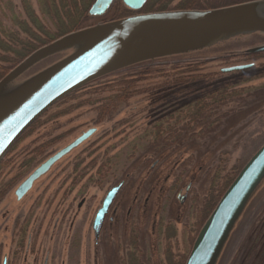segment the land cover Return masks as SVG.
I'll list each match as a JSON object with an SVG mask.
<instances>
[{"label": "rangeland", "instance_id": "obj_1", "mask_svg": "<svg viewBox=\"0 0 264 264\" xmlns=\"http://www.w3.org/2000/svg\"><path fill=\"white\" fill-rule=\"evenodd\" d=\"M93 1L0 0V81L32 53L90 27L141 14L264 2L150 0L139 13L112 17L115 1L107 16L90 19ZM263 45L264 34L236 36L101 77L55 103L0 162V264H185L225 191L264 146V53L246 54ZM78 49L32 65L0 88V102ZM249 63L256 65L246 72H221ZM212 94H220L213 108L206 103L217 100ZM197 99L205 113L193 106ZM89 129L92 137L17 200V187L39 165ZM121 183L95 236V214ZM263 216L264 177L214 264H243L250 229Z\"/></svg>", "mask_w": 264, "mask_h": 264}, {"label": "water", "instance_id": "obj_2", "mask_svg": "<svg viewBox=\"0 0 264 264\" xmlns=\"http://www.w3.org/2000/svg\"><path fill=\"white\" fill-rule=\"evenodd\" d=\"M139 12L147 0H121ZM111 0H96L89 16H100ZM264 34V2L208 11L141 14L81 30L32 53L1 81L4 87L40 60L67 48L77 52L28 83L18 96L0 102V162L42 114L55 103L101 77L134 65L202 49L236 36ZM264 52V46L250 53ZM246 67L227 69L241 70ZM95 132L90 129L37 167L16 189L20 200L33 183ZM264 177V146L247 162L199 230L185 264H214L251 192ZM122 183L111 188L97 210L91 229L98 235Z\"/></svg>", "mask_w": 264, "mask_h": 264}, {"label": "trees", "instance_id": "obj_3", "mask_svg": "<svg viewBox=\"0 0 264 264\" xmlns=\"http://www.w3.org/2000/svg\"><path fill=\"white\" fill-rule=\"evenodd\" d=\"M199 5H200V3H197V4H195L196 7H193V8L199 9L200 8ZM192 10H195V9H192ZM0 64H1L0 65V68H1L2 62H0ZM2 68H6V67H2ZM1 74H2V69H0V75ZM114 74H116V73H114ZM111 75H113V74H111ZM111 75H108V76H111ZM90 84H93V83H90ZM212 95L214 96V98H217V100L216 99H208V101H206V103H209V106H212V108H213V106L218 102V100H219L218 97L220 96V94H212ZM199 102H200V100L197 99L193 106L197 109L199 107L200 108L202 107L200 110L204 109L205 106L204 105L202 106ZM202 111L205 113L204 110H202ZM169 126H171V125H169ZM110 165H111V158H110V162H109V166ZM250 230H251V234H252L251 244L248 247L250 250H249L247 256L245 257V261L243 262V264H264V216L261 217L260 221L258 220L257 224H254Z\"/></svg>", "mask_w": 264, "mask_h": 264}, {"label": "flooded vegetation", "instance_id": "obj_4", "mask_svg": "<svg viewBox=\"0 0 264 264\" xmlns=\"http://www.w3.org/2000/svg\"><path fill=\"white\" fill-rule=\"evenodd\" d=\"M95 1H96V0H94V1L92 2V4H91V5L88 7V9H87V16H88V18H90V19H102V18H104L105 16H107L108 13L111 12L110 10H111L112 8H114L113 5H114L115 1H116V3L119 2V4L116 5V9H113L114 12H113V16H112V17L116 16L117 14H121V15H119V16L122 17V15L125 14V13H129V14L139 13V12H141V11L144 10V8L146 7V5L149 3L150 0H147V1H146V3H145L144 6H143V9H142L141 11H139V12H134V11L129 10L128 8H126V7L123 5V3H122L121 0H111V3L109 4V6L106 8L105 12H104L102 15H100V16H89L88 12H89L91 6L94 4ZM156 3H158V2H156ZM119 5H121V6L124 8L125 11H123V10L120 11V10H119V8H120ZM117 10H119V11H117ZM162 12H171V11H162ZM112 17H111V18H112ZM124 17H125V16H124ZM126 18H128V17H126ZM263 46H264V45H263ZM261 47H262V46H261ZM257 48H260V47L252 48V49L246 51V54H249V55H250V54H251V55H256V54H258V53H250V51H252V50H254V49H257ZM259 53H260V54H263L264 52H259ZM255 65H256V64L249 63V64H247V65L243 64V65L231 66L229 69H236V68H241V67H246V68L241 69V70H232V71H230V72H225V70H222L221 72H222V73H231V72H232V73H240V72H246V71H248V70L254 68ZM226 70H227V69H226ZM92 136H93V135H92ZM92 136H91V137H92Z\"/></svg>", "mask_w": 264, "mask_h": 264}]
</instances>
